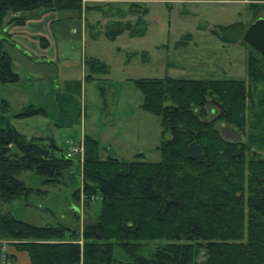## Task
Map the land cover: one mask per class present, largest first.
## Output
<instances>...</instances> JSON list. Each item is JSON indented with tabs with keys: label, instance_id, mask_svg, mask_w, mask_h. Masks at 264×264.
<instances>
[{
	"label": "trees",
	"instance_id": "trees-1",
	"mask_svg": "<svg viewBox=\"0 0 264 264\" xmlns=\"http://www.w3.org/2000/svg\"><path fill=\"white\" fill-rule=\"evenodd\" d=\"M80 4L0 0V30L5 18L23 12H78ZM120 32L112 28L108 33ZM227 36V43L234 42ZM4 44L0 35V91L19 81ZM254 51L248 61L249 86L235 79L136 81L143 108L158 115L170 135L158 147L161 161H146L141 154L130 162L103 158L107 150L85 137L84 192L90 199L100 195L103 208L86 224L83 247L67 239L71 232L64 225L37 226L8 211L12 200L34 192L22 174L58 184L72 161L53 140L20 133L7 117L9 103L0 96L1 240L27 252L32 264H114L117 245L134 258L130 264H264V94L259 92L264 57ZM90 68L107 70L98 61H91ZM38 115L46 112L30 107L16 118ZM157 240L166 242L151 257L137 255L136 248Z\"/></svg>",
	"mask_w": 264,
	"mask_h": 264
},
{
	"label": "rangeland",
	"instance_id": "rangeland-1",
	"mask_svg": "<svg viewBox=\"0 0 264 264\" xmlns=\"http://www.w3.org/2000/svg\"><path fill=\"white\" fill-rule=\"evenodd\" d=\"M80 5L78 12L40 8L4 19L0 35L19 81L3 85L0 96L10 105L7 117L11 123L29 139L52 137L67 152L72 143L84 144L81 139L86 135L99 141L101 150L109 148L102 151L103 158L111 155L130 162L141 154L146 161L159 162L158 147L170 135L164 133L160 117L143 108L144 96L136 81L184 77L235 79L244 81L246 86L250 84L248 61L256 53L243 39L249 27L264 17V2L81 0ZM19 17L25 19V24H18ZM231 25L238 26L234 30L222 29ZM112 28L122 32L108 33ZM229 31L233 33L228 34ZM226 35L234 42L227 43ZM35 60L55 64L34 65ZM91 61L105 64L106 72L92 71ZM82 74L88 79L81 92L69 95L67 82L82 81ZM30 79L50 82V95L45 93L42 97L38 90L34 92L35 84L31 86ZM263 90L261 86L260 94H264ZM63 95L73 96L70 105L78 108L79 116L78 122L72 117L64 129L57 131L48 126L42 115L16 118L30 107L39 108L42 98L60 109ZM250 132L248 128L247 133ZM69 137L73 139H66ZM225 137L240 139V135ZM85 157L84 149L67 158L72 162L63 177L57 179L58 184H44L35 173L22 174L20 179L34 192L14 199L15 218L38 226L64 225L71 232L67 239L83 247L86 224L95 221L103 208L100 195L90 199L84 192ZM28 200L35 207H25ZM59 203L63 206L57 216L45 210ZM10 205L12 202L7 207ZM165 242L143 243L135 251L149 258ZM114 258V264H130L134 259L118 245Z\"/></svg>",
	"mask_w": 264,
	"mask_h": 264
},
{
	"label": "crops",
	"instance_id": "crops-1",
	"mask_svg": "<svg viewBox=\"0 0 264 264\" xmlns=\"http://www.w3.org/2000/svg\"><path fill=\"white\" fill-rule=\"evenodd\" d=\"M257 1V0H256ZM259 2H264V1H259ZM20 16V14L18 15ZM111 17V16H109ZM25 24V23H24ZM86 24V23H85ZM86 28V26H85ZM117 29V28H116ZM12 34V32H11ZM44 47L46 46V43H43ZM35 64L34 65H39L40 62L42 63H46V64H55L53 61H39V60H35L33 61ZM57 66V65H56ZM16 73V72H15ZM17 74V73H16ZM19 76V75H18ZM86 74H82V81H76V82H67V85L69 86V95L72 92H81V89L83 87V84L86 82V79H88V77L86 78ZM29 83L31 86H33L32 84H35L34 92H36L37 90L40 92V95L43 97V95L46 93H49L50 95V90H51V83L48 82L47 80L44 79H40L39 81L36 79H30ZM48 95V94H47ZM64 98L61 99V107L56 108L53 107L52 103L48 100L47 103L45 100H43L42 98V103L38 106L40 109H43L46 112V115H44L45 119H46V124L48 126H52L53 129L55 130H61L64 129L68 124L70 123L73 119L75 118V122H78L79 118L77 119L76 112L78 110V108H74L72 105H70V99L71 101H74L73 96H64ZM35 105V104H33ZM47 105H50V108L47 107ZM36 106V105H35ZM37 107V106H36ZM38 109V108H37ZM86 137V135H82V139L84 140ZM33 138H45V139H51L54 141L55 143V139L52 137H43V136H36ZM66 139H73V138H66ZM65 139V140H66ZM64 143V141H63ZM56 144V143H55ZM57 145V144H56ZM107 150L109 148L105 147ZM55 190V188H53ZM16 200V199H15ZM15 200L12 201V205H10V207L8 209V211L12 214V207H14L15 204ZM67 207L70 206L69 201L67 200ZM2 200H1V194H0V209H5L2 208ZM32 208L35 207L34 204H31L30 201L28 200L27 203H25V207ZM60 205L63 206V203H59L55 206H53L52 208H45V210L50 213L51 215H56L58 214V212H60ZM45 207V206H44ZM27 209V208H26ZM13 215V214H12ZM14 216V215H13ZM15 217V216H14ZM31 224V223H30ZM38 226V225H37ZM0 264H32L31 262V258L29 256V254L25 251H19L16 247H14L12 244H10L9 242H4L1 240V234H0Z\"/></svg>",
	"mask_w": 264,
	"mask_h": 264
},
{
	"label": "water",
	"instance_id": "water-1",
	"mask_svg": "<svg viewBox=\"0 0 264 264\" xmlns=\"http://www.w3.org/2000/svg\"><path fill=\"white\" fill-rule=\"evenodd\" d=\"M264 1V0H257ZM244 42L264 57V17L257 19L246 31Z\"/></svg>",
	"mask_w": 264,
	"mask_h": 264
},
{
	"label": "built area",
	"instance_id": "built-area-1",
	"mask_svg": "<svg viewBox=\"0 0 264 264\" xmlns=\"http://www.w3.org/2000/svg\"><path fill=\"white\" fill-rule=\"evenodd\" d=\"M84 151V144L78 143V144H70L68 146V151L65 152L66 158H72V154L74 153H83Z\"/></svg>",
	"mask_w": 264,
	"mask_h": 264
}]
</instances>
